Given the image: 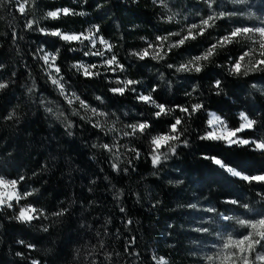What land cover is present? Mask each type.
I'll use <instances>...</instances> for the list:
<instances>
[{"label": "trees", "instance_id": "16d2710c", "mask_svg": "<svg viewBox=\"0 0 264 264\" xmlns=\"http://www.w3.org/2000/svg\"><path fill=\"white\" fill-rule=\"evenodd\" d=\"M32 1L33 14L47 31L86 33L98 26L100 34L115 45L121 63L134 67V80L147 88L157 86L153 72L162 73L163 78L170 75L164 63L129 54L138 50L141 40L165 31L156 2ZM61 8L85 15L47 17V12ZM27 23L13 1L0 0V83L8 85L0 89V176L19 180V192L32 193L21 204L42 210V215L25 223L15 219L17 209L0 208V264H156L155 258L186 264L191 250L184 232L188 227L185 207L197 204L222 210L226 201L236 200L238 208H264V183L242 181L202 158L216 155L244 174L258 175L264 173V153L253 146L227 147L199 138L207 128L208 112L217 113L233 128L240 125L239 114L244 112L256 124L243 138H264V93L257 90L264 87V72L247 76L228 72L231 62L246 51L243 42L218 49L201 73L180 75L186 93L173 105L202 103L206 109L188 121V147L181 146L178 155L170 154L157 167L145 149L140 159L119 165L112 153L92 147L104 144V135L71 114L35 59L38 43L59 49L58 64L64 73L82 90L88 86L97 90L95 82L103 85L101 81L74 77V70L69 69L80 61L84 46L71 51L73 45L59 38L46 40L27 28ZM228 29L226 21L218 22L204 36L170 53V61L186 62L201 54ZM216 80L222 83L220 95H216ZM169 121L158 120L157 124L168 125ZM68 122L74 124L72 136ZM114 163L121 171L112 168ZM62 209H67L63 216L53 215ZM181 226L184 229L179 231Z\"/></svg>", "mask_w": 264, "mask_h": 264}, {"label": "snow or ice", "instance_id": "6c2138e0", "mask_svg": "<svg viewBox=\"0 0 264 264\" xmlns=\"http://www.w3.org/2000/svg\"><path fill=\"white\" fill-rule=\"evenodd\" d=\"M27 3V0H25ZM86 2V0H85ZM155 2V0H154ZM208 7L211 9L215 0H204ZM19 11L22 14H26L25 3L20 5ZM235 13H211L207 18H202L199 24H191L181 31L170 32L168 35L157 36L154 42H147L148 46L140 51H133L129 53L131 56L138 58L139 60H145L146 58H151L152 60H165L168 54L173 49H178L183 47L186 42L191 40H196L200 36H204L205 33L216 26V21L223 18L225 15H234ZM47 17L52 19H57L61 15H85L84 12H76L70 8H61L54 11L47 12ZM173 19L172 17L168 18ZM34 25L32 22L27 23V28L33 29ZM44 35L58 37L61 41L72 43L79 42L84 45L88 50L85 55L96 56L104 58L103 65L98 64H85L83 62L79 64H73L72 68L77 72H82L86 77H98L102 73L100 71H93V69H98L105 67L107 70L112 72H125V66L118 59V54L113 51L115 45L111 44L102 34H100V28L98 26H93L86 33H67L60 29L46 31L45 29H39ZM172 37H178V39L173 40ZM250 41L255 47H248V50L243 51L239 57L233 60L228 68V72L235 76H247L250 73L264 72V19L261 20V26L259 27H248L241 26L235 27L232 31L225 36H222L216 40V42L210 44L201 54L191 57L186 62L179 64V66L173 65L171 63L167 64V67L174 68L176 72H189V73H201L204 68L208 66L209 62H212L213 58L218 55V49H223L233 43H241V41ZM88 41L85 45L84 42ZM97 45L102 46V49L97 47ZM71 51H76V48H71ZM106 53L110 55L106 56ZM60 55V50L57 49L55 53L46 51L43 48H38L36 51V56L40 61L43 62V70H45V75L51 84L59 91L60 96L64 98L69 108L71 109V114L80 117V119L85 120L87 123L91 124L93 128H97L105 134L115 133L117 131H122L124 137H134L139 139L140 137H148L150 145V157L153 167L161 165L162 160H167L169 155H178L177 149L181 146L188 147L189 140L185 135L188 131V121L189 119L195 117L197 113L205 111V105L202 103H194L190 105L177 106L172 108L164 103L158 102L154 97L153 93L157 89H151L147 94H138L137 99L145 105L151 106L154 111L152 115L156 119L161 117H171L169 121L168 128L166 131L158 133L156 135L152 134L154 130V125L149 120L137 121L136 123H128L124 125L123 129H117L114 123L110 127H105L107 118L109 115L115 116V113H108L107 111H102L98 107L92 106L82 98L75 91H70L67 87V81L62 74V68L57 64V59ZM163 79V76H161ZM120 87L110 88L109 91L114 94L123 96L126 92H137L134 85H138L141 81L133 79H117L112 81ZM8 85L5 83H0V89L7 88ZM214 87L218 90L216 95H220L223 91L222 83L220 80H216ZM29 89V91H33ZM195 91V89H193ZM187 95L191 96L192 93L189 92ZM95 99L103 103V97L96 96ZM47 111L51 112V108H47ZM83 110V114H81ZM180 113L181 115H176L175 113ZM63 116V113H59ZM207 128L203 135L199 138L202 141H213L222 142L227 147L236 146H253L254 150H259L264 153V138L257 140H249L238 135L245 130L252 129L256 124V121L250 119L244 112L239 114L242 123L238 127H230L225 119H222L220 115L214 112H208ZM10 115L8 119H11ZM101 118H104L102 121ZM67 119V117H65ZM117 123L119 118L117 117ZM74 124L68 122L67 127L71 128ZM70 134V133H68ZM92 147H101L109 153H113L116 148L115 138L114 143L109 145L108 143L96 145L93 144ZM164 149V151H162ZM134 153L133 159H140L142 153L137 150L136 147H131L128 149ZM206 161H211L214 165L225 170L227 173L231 174L233 177H238L242 181L252 183H264V173L258 175H247L242 171L238 170L237 167L231 166L223 158L216 155H204L202 157ZM118 160L119 157L117 156ZM131 163V160L129 161ZM112 168L115 171H121L117 164H112ZM127 171V169H123ZM23 177H20L22 180ZM19 180L17 179H5L0 176V208L12 207L13 201L19 202L22 199H26L31 196L32 193H21L17 191ZM229 204H237L238 201L230 200L226 201ZM191 207H196V205H191ZM67 209H62L53 213L55 216H63ZM121 212L125 209L123 206L120 208ZM214 211V210H210ZM42 215V210L33 208L31 206H23L19 210V214L15 219L31 223L33 220L38 219ZM223 219L231 220L232 217L224 216ZM131 223V221H128ZM237 223L250 229V231L243 235L241 238H232L229 236L222 244L220 252L215 256L207 257L208 264H264V218L256 221H248L244 219L237 220ZM47 231V228L44 229ZM197 231H207V229H197ZM31 247V246H30ZM156 264H167L164 258H155ZM33 264H37L33 261Z\"/></svg>", "mask_w": 264, "mask_h": 264}, {"label": "rangeland", "instance_id": "374dc122", "mask_svg": "<svg viewBox=\"0 0 264 264\" xmlns=\"http://www.w3.org/2000/svg\"><path fill=\"white\" fill-rule=\"evenodd\" d=\"M4 1L8 3H11L13 1L14 6H16L18 10L20 8V5L22 3H25V8H26L25 17L28 22L33 23L34 25L32 29L33 33L40 34L42 37L46 38V40H48L49 38H58V37L46 36L41 31H39V29H44V28L41 26L40 20L36 19L33 14L34 4L32 0H27V3L25 2V0H4ZM151 1L154 2V0ZM155 2L157 3L156 6L161 9L159 18L162 23L166 24V26L164 27L166 29L163 32H157L155 35H153L152 38L149 39L146 38L141 40L140 47L138 48L137 51H140L148 46V43H146V41L149 43L154 42L158 35L159 36L168 35L170 32L181 31L182 29L186 28L191 24H199L202 18H207V16L213 12L235 13L234 15H225L223 18L215 22L217 25L218 22L220 21H226V24L228 25L229 29L227 30L226 33L222 34L223 36L228 35L235 27H241V26L259 27L261 26V20L264 19V0H215L211 9L208 7L207 3L204 2V0H155ZM169 17H172L173 19L169 20L168 19ZM49 19L52 18L49 17ZM92 28L93 27H90V29ZM172 39L175 40L178 39V37H172ZM217 39L218 38H216L215 41ZM241 42L244 43V48L246 50H248V47H255V45H252L250 41L243 40ZM68 44L73 45V48L84 46L81 45L79 42H72ZM84 44L87 45L88 41H85ZM97 47L102 49V46L100 45H97ZM38 48H43L46 51L53 53L56 52V50H50V47L42 43L37 44L36 51ZM87 50L88 49L84 47L82 51L83 56H81L80 61L77 62L76 64L83 62L85 64L103 65L104 58L85 55V52ZM174 50L176 49H173L170 53L174 52ZM113 51L116 53L114 49ZM170 53L168 54L165 60L157 61V60H152L150 57L146 59H150L153 63H161V64L164 63L166 67L167 64L169 63L176 66H179V64L183 63L180 60L175 62L170 61L169 58V56L171 55ZM107 55H110V53H106V56ZM190 58H188V60ZM35 59L40 63L43 69V62L40 61L37 56ZM118 59L121 60L119 55H118ZM57 64H58V59H57ZM135 67L137 66L135 65ZM125 68H126L125 72H119V71L112 72L107 70L105 67L93 69V71H100L102 74L98 77L89 78L84 76L82 72H77L75 69L72 68V66L69 67V69L74 70L72 72L74 77L76 76L82 79L89 78V79H93L94 81L96 80L101 81L103 85H98V82L97 83L95 82V84H97L98 86L97 90L96 88L91 86H88L86 90H82L79 87V84H77L72 79V77H69V75L65 74L63 70H62V74L64 75L65 80L67 81L66 87L70 91H75L82 98L86 99V101L90 103L92 106L98 107L100 110L107 111L110 114L111 113L116 114L115 116L109 115V117L107 118V122L105 124L106 128L112 126L115 123L117 129H123L125 124L136 123L137 121L149 120L154 125L153 131H155V134L153 135L166 131L168 128L167 123L162 122L161 125L160 124L158 125L157 122L158 120L169 121L171 120V117H161L160 119H156L152 115L154 109L151 106L145 105L142 102H140L137 99V95L147 94L151 89L155 88L157 89V91L153 93V95L158 100V102L164 103L169 107L176 108L177 106L173 104L176 103L178 97L183 96V93H186L185 88L180 84L182 83L180 75L184 73L188 74L189 72H176L174 68L167 67V69L170 70V75L165 76V78L163 79H161V76H163L162 73L157 74L156 72H153V75L156 77L155 79L156 82L154 83L157 84V86L153 88H147L146 85H144V83L141 81L140 84L134 85V87H136L137 89V92H126L125 95L120 96L109 91V89L121 86L113 83L112 81L114 80L117 79L134 80V76L131 73V71H133L132 68L134 67L130 68V66L129 67L125 66ZM257 90L260 91L261 93H264V87L259 86ZM99 91H102L104 94L102 93L100 94ZM57 92L59 93L58 90ZM86 93H88V95H85ZM96 96L103 97V103L97 101L95 99ZM123 97L129 100L127 102H123L121 100V98ZM62 99L64 100L63 97ZM81 114H83V110H81ZM117 117L119 118L118 123L116 122ZM101 120L103 121L104 118H101ZM240 123H242V121ZM252 129L245 130L244 132L239 133L238 135L243 137V134L246 131ZM100 132L104 135L105 143H108L109 145L114 143V138H115L116 148L113 150L112 156L114 157L116 163H118L119 165L127 164L133 158L134 153L128 151V149L131 147H136L137 150L140 151L141 153L143 149L150 150V145H149L150 138L148 137H140L139 139H136L134 137H124L122 131H117L115 133H109V134H105L102 131ZM117 156L119 157L118 160L116 159ZM17 191L19 192L18 188ZM261 197L264 199V195H261ZM22 200H20L18 203L13 201L12 207L5 206V208L17 209L19 214V210L21 207L28 206L21 204ZM191 205H196V207H191ZM191 205L184 208L186 210V215L188 216V218H186L185 220V222H187L188 227L184 232L188 233L189 235L187 245L191 250L189 252V259L186 264H208L206 258L209 256H215L217 253H219L223 242L229 236L236 239V238H241L243 235L247 234L250 231V229L238 224L237 220L244 219L254 222L256 220L264 218V208H262L261 206L260 207L257 206L255 208H250V207L247 208L243 206L238 208L237 206H234L235 204L230 205L228 203V205L221 210L217 207H211L209 205H203V206H199L197 204H191ZM210 210H214V211H210ZM224 216L232 217V219L225 220L223 219ZM182 229L184 228H182L181 226L179 231H182ZM197 229H207V231H197ZM167 264H171V263L167 262Z\"/></svg>", "mask_w": 264, "mask_h": 264}, {"label": "clouds", "instance_id": "9594fccd", "mask_svg": "<svg viewBox=\"0 0 264 264\" xmlns=\"http://www.w3.org/2000/svg\"><path fill=\"white\" fill-rule=\"evenodd\" d=\"M67 124H68V123H66V128H67V130H68V133H70V134H68V135H69V136H72V135H73L72 129H73L74 126L71 127V128H68V127H67Z\"/></svg>", "mask_w": 264, "mask_h": 264}]
</instances>
